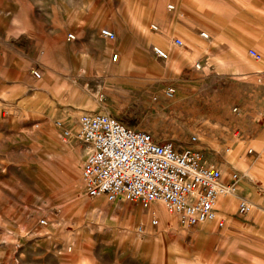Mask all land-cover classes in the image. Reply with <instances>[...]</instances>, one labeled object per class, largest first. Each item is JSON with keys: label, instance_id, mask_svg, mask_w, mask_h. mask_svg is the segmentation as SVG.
I'll list each match as a JSON object with an SVG mask.
<instances>
[{"label": "rangeland", "instance_id": "374dc122", "mask_svg": "<svg viewBox=\"0 0 264 264\" xmlns=\"http://www.w3.org/2000/svg\"><path fill=\"white\" fill-rule=\"evenodd\" d=\"M53 2L57 25L64 30L63 41L69 44L71 65L76 69L62 77L70 96L67 94L61 105L70 106L74 100L84 112L70 122H23L17 116L23 112L14 106L19 101L0 97V264H36L44 251L52 254L49 259L66 261L75 256L76 247L90 250L94 264H247L264 259V243L252 242H261L254 235L241 230L229 233L226 227L220 234L215 227L211 237L198 240L195 226L188 232L189 228L180 226L176 216L160 204L165 221L158 213V225L149 222L148 229L143 225V234L137 232L141 225H136L127 240L110 243L100 240L98 228L89 225V234L85 228L82 239L73 243L83 206L89 202L80 177L86 147L77 140L64 141L56 127L61 123L74 137L82 114L105 112L158 141L200 150L206 166L210 163L221 170L223 182L234 174L237 180L245 176L262 194L264 149L255 146L260 141L256 133L264 130V0ZM168 5L174 10L169 11ZM47 9L39 7V19L46 17ZM110 17L111 28L93 22L110 21ZM151 25L158 26V31L153 32ZM101 28L113 31L116 39L98 37L93 43V65L87 71L80 67L83 42L95 30L99 36ZM162 30L169 34L166 44L158 40ZM67 34L75 41L66 42ZM175 39H180L182 46H175ZM153 47L166 51L168 59H158ZM123 51L127 56L112 62L111 56ZM211 55L218 58L209 65ZM168 87L175 90L171 98L164 95ZM54 108L62 110L56 103ZM191 136L198 142L190 144ZM237 139L244 141V147H232L233 167L226 154ZM234 198L236 195L227 199ZM247 202L253 211L242 217L251 224L259 206ZM131 204L144 213L156 212L152 206L145 209ZM228 208L219 205L218 209ZM41 220L46 225H41ZM208 224L214 222L200 225Z\"/></svg>", "mask_w": 264, "mask_h": 264}, {"label": "crops", "instance_id": "0c3cea01", "mask_svg": "<svg viewBox=\"0 0 264 264\" xmlns=\"http://www.w3.org/2000/svg\"><path fill=\"white\" fill-rule=\"evenodd\" d=\"M43 5L48 8V12L45 14V18L39 19L38 9L39 7L42 8ZM55 8L57 6L54 5L53 0L48 3L38 0H0V97H13L19 101L14 106L23 112L17 115L23 122L28 120H38L43 123L53 120L70 122L74 115L77 116L78 113L84 112L80 103L74 100L71 101L70 106L61 105L62 99L67 94L70 96L69 91H67L69 90L68 83L62 77L76 72V69L73 64L71 65L69 44L63 41L64 30L57 25L54 14ZM116 8L117 6L113 5V9ZM113 16H115L114 13ZM111 20L110 17V21L99 22V20H94L93 22L96 25H105L111 28L114 24ZM55 22L57 28L54 27ZM162 22L163 20L160 21L161 26H163ZM85 37L87 39L84 40L85 42L82 41L84 44L83 51H81L80 67L89 71L93 65V43L98 41L99 36L95 30ZM158 40L165 44L169 42V34L166 30L159 33ZM73 41L66 42L72 43ZM155 41L161 44L160 41L156 39ZM206 50L207 48L204 46L203 52ZM119 56L120 59H123L127 56V52H119L118 58ZM216 58L218 56L211 55L207 61L208 64L217 63L213 61ZM203 70H208V68ZM33 71L38 72L40 77H34ZM142 83H146L145 79L142 80ZM100 102L101 100L98 99L99 105H101ZM54 103L62 110L59 109L57 112ZM256 134L260 141L258 140L255 149H264V130H260ZM233 146L234 149H243L244 141L241 139L234 140L227 151L226 159L235 167L230 155ZM241 165L244 167L243 164ZM209 166H211L210 163ZM238 189L239 193L233 200L223 197L219 201V205L223 208L229 207L227 210L218 209V214L224 223L221 228L217 227L216 223L203 226L199 224L194 227L193 231L197 233L196 238H199L198 240H204L209 235L211 237L216 228L222 234L226 227L229 233H236L241 230L261 240L260 242L252 239V242L264 243L262 242L264 241V191L262 189V194H258V188L255 189L245 176L238 180ZM242 199L255 202L259 206L258 213L251 224L237 212L236 205ZM88 200L89 202L83 206L80 226L77 227L76 236L73 238L75 244L82 239L80 237L85 235V228L87 229L86 234H89V225L98 228L100 240H106L110 243H115L119 239L127 240L136 225H146L147 229L150 226V213L142 212L131 203L126 201L108 203L102 198ZM152 207L156 209V214L159 213L158 216L165 221L159 211L158 204L155 203ZM85 239L88 240L89 237H85ZM44 252L46 253L39 256L36 264H94L92 263L94 260L90 257L91 251L84 248L76 247L75 256L66 261L55 257L53 260L49 259V255L52 254H48L47 251ZM251 261H247L250 262L247 264H264V259L252 261L254 263Z\"/></svg>", "mask_w": 264, "mask_h": 264}, {"label": "built area", "instance_id": "2783aa9c", "mask_svg": "<svg viewBox=\"0 0 264 264\" xmlns=\"http://www.w3.org/2000/svg\"><path fill=\"white\" fill-rule=\"evenodd\" d=\"M167 9L172 11L174 6L168 5ZM150 29L157 32L158 26L151 25ZM99 37L105 41L116 39L108 28H101ZM201 37L208 38L203 33ZM66 40L72 41L74 36L69 34ZM173 44L179 47L182 41L175 39ZM153 53L158 59H168V53L160 47H153ZM117 59L118 54L111 56L112 62ZM195 68L199 70L201 65L197 63ZM32 74L40 77L36 71ZM174 93L172 87L164 91L168 98ZM56 127L64 141L77 140L86 147L80 177L87 198H104L108 203L126 201L145 209L157 203L186 228L205 221H213L219 228L223 226L218 214L219 201L237 194V176L234 174L223 182L221 170L206 166L200 150L172 141H158L148 132L129 127L99 111L79 117L74 137L61 123L57 122ZM197 142L196 136L190 137V144ZM252 211L253 206L246 200L238 202V214L248 216ZM150 222L158 225L156 212H151ZM40 224L46 225V221L41 220ZM144 231L143 225L137 228L139 234Z\"/></svg>", "mask_w": 264, "mask_h": 264}, {"label": "bare ground", "instance_id": "6f19581e", "mask_svg": "<svg viewBox=\"0 0 264 264\" xmlns=\"http://www.w3.org/2000/svg\"><path fill=\"white\" fill-rule=\"evenodd\" d=\"M208 37V36H207ZM77 131V130H76ZM70 132V131H69ZM71 133V132H70ZM251 175H253L252 171L250 172ZM204 223H213V221H205ZM203 224V223H201Z\"/></svg>", "mask_w": 264, "mask_h": 264}]
</instances>
